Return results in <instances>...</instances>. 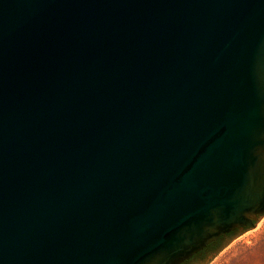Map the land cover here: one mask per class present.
I'll use <instances>...</instances> for the list:
<instances>
[{"label": "water", "instance_id": "95a60500", "mask_svg": "<svg viewBox=\"0 0 264 264\" xmlns=\"http://www.w3.org/2000/svg\"><path fill=\"white\" fill-rule=\"evenodd\" d=\"M262 215L264 0H0V264H180Z\"/></svg>", "mask_w": 264, "mask_h": 264}, {"label": "rangeland", "instance_id": "374dc122", "mask_svg": "<svg viewBox=\"0 0 264 264\" xmlns=\"http://www.w3.org/2000/svg\"><path fill=\"white\" fill-rule=\"evenodd\" d=\"M209 264H264V215L232 236Z\"/></svg>", "mask_w": 264, "mask_h": 264}, {"label": "trees", "instance_id": "16d2710c", "mask_svg": "<svg viewBox=\"0 0 264 264\" xmlns=\"http://www.w3.org/2000/svg\"><path fill=\"white\" fill-rule=\"evenodd\" d=\"M234 232H232L233 234ZM222 241H223V235H220L215 241L210 242L209 244H207L203 249H201L200 251L196 252L195 254H193L191 257H189L187 260L183 261L180 264H186L187 262H189L190 260L194 259L197 256H201L207 249H216L217 247L222 245Z\"/></svg>", "mask_w": 264, "mask_h": 264}, {"label": "flooded vegetation", "instance_id": "af4514ba", "mask_svg": "<svg viewBox=\"0 0 264 264\" xmlns=\"http://www.w3.org/2000/svg\"><path fill=\"white\" fill-rule=\"evenodd\" d=\"M232 232L236 233L237 232V228H234L232 230H230L229 232L225 233V234H222L223 235V240L224 239H228L229 237H231L233 234Z\"/></svg>", "mask_w": 264, "mask_h": 264}]
</instances>
